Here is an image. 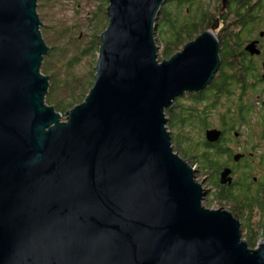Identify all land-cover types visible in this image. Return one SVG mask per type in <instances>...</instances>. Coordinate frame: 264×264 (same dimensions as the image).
<instances>
[{
  "label": "water",
  "instance_id": "obj_1",
  "mask_svg": "<svg viewBox=\"0 0 264 264\" xmlns=\"http://www.w3.org/2000/svg\"><path fill=\"white\" fill-rule=\"evenodd\" d=\"M37 2L0 0V264H264V240L248 248L230 212L203 206L166 128L220 66L219 19L158 61L165 0H108L93 85L63 119L44 103Z\"/></svg>",
  "mask_w": 264,
  "mask_h": 264
},
{
  "label": "flooded vegetation",
  "instance_id": "obj_2",
  "mask_svg": "<svg viewBox=\"0 0 264 264\" xmlns=\"http://www.w3.org/2000/svg\"><path fill=\"white\" fill-rule=\"evenodd\" d=\"M258 5L263 8L262 19L255 26L238 25L236 12L246 10L252 17ZM250 15H245L246 21H250ZM218 19L217 31L222 38L231 30L244 38L235 46L237 52L234 59L228 60L229 64L244 63L250 69L242 76L229 70L225 83V75L219 73L220 60L216 74L202 92L184 93L175 99L173 106L178 110L181 100L204 98L198 109L199 120L203 122L198 129L203 140L195 143L201 149L198 155L202 165L197 172L203 174L199 182L205 192L203 206L219 205L230 212L239 223L242 240L246 235L264 237V31L247 40L264 28V0H228L224 7L220 0ZM251 42H256L259 54L251 55L245 50ZM211 130L216 131L212 141L205 137ZM177 132L175 129L176 135ZM223 173H227L224 178Z\"/></svg>",
  "mask_w": 264,
  "mask_h": 264
},
{
  "label": "rangeland",
  "instance_id": "obj_3",
  "mask_svg": "<svg viewBox=\"0 0 264 264\" xmlns=\"http://www.w3.org/2000/svg\"><path fill=\"white\" fill-rule=\"evenodd\" d=\"M167 0L162 5L165 6ZM205 4V12L208 16L218 17L220 0L218 1H203ZM108 6V0H38L36 11L39 19L41 20V25L39 30L42 38L45 40L48 45V53L45 57L46 70L45 74L49 77L50 84L58 85L59 74H63L64 70L67 72L72 71L73 74L77 75L74 78V84L71 86V91H68L66 94L74 92L77 94H84L92 82L94 81L95 75V66L98 58V48H100V36L107 26V16L106 9ZM162 10V8H161ZM161 10L158 14L154 30V42L157 46V59L158 61L168 60L172 55L178 53L182 50L183 46L193 41L201 32L206 28V22L201 25L198 29V33L194 34L191 38L183 41L181 45L174 49L169 58H165L163 50L166 39L164 34L161 33V41H159L158 21L160 19ZM196 10V9H195ZM194 11L188 6L183 7L180 10V13L184 16L194 14ZM198 18V17H197ZM166 26L162 27V31H165ZM259 31H264V28L257 30L252 36L248 39L257 37ZM215 36L219 40L218 31L214 32ZM77 38V40H75ZM264 47V46H263ZM264 50V49H263ZM159 57V58H158ZM43 63V62H42ZM42 63L40 66V71L42 68ZM260 72L262 70L259 67ZM62 76H60V79ZM48 90L44 97V101L48 96ZM264 98V97H262ZM261 98V99H262ZM47 103V102H44ZM182 106H189L190 102L188 100H181L179 102ZM54 109L55 106H53ZM173 107V106H172ZM202 106L199 105V108ZM69 111V109H67ZM65 117V114L62 115V118ZM167 122H168V117ZM184 134L182 135L183 141L179 136L174 135L172 137L171 131H175L174 128L168 129L171 135V141L180 146L182 151L189 156L192 153L189 144H194L197 147L198 154L201 152V149L198 148V143L203 140V134L198 128L183 129ZM187 137L189 143L187 142ZM172 142L173 152L181 158L186 164H188L191 169L194 171V179L199 183L202 179L203 174L197 172V168L201 170V163L198 159H194V155L189 157H183V152L180 149H176V145ZM197 143V144H195ZM197 154V155H198ZM205 205V204H203ZM207 209L217 210L220 209L219 205H213L206 207ZM222 210V209H220ZM256 245L253 249H256L257 243L260 240H264V237L258 236L255 238Z\"/></svg>",
  "mask_w": 264,
  "mask_h": 264
},
{
  "label": "trees",
  "instance_id": "obj_4",
  "mask_svg": "<svg viewBox=\"0 0 264 264\" xmlns=\"http://www.w3.org/2000/svg\"><path fill=\"white\" fill-rule=\"evenodd\" d=\"M203 1L205 0H167L165 6L162 7L157 31L159 33V41H161V33L164 34V37L166 39L165 43H163V53L165 58H169L172 51L174 49H177L183 41L191 38L194 34L198 33V29L201 27V25H203V23L207 21L205 28L208 29L211 26L213 20L215 18H218L208 16L207 12H205V4ZM206 1L210 2L215 0ZM185 6H188L189 8L194 10L191 11L194 12V14L192 13V15L188 16H184L183 14H181L180 10ZM262 9V6L258 5L257 12L255 14H252V17L250 15V12L246 10H244L243 12H236L238 25L245 27L248 26L249 23H252V25L255 26L258 23V20L260 21L262 19ZM245 15H250V21L245 20ZM239 21H241V24H239ZM163 26H166L165 31H162ZM218 37L221 44V52L219 56L222 62L219 73L221 72L224 76L225 74L229 73V70H231L234 74H238L240 76L245 75L250 67H247L244 63L229 64L228 62V60L234 59V55L237 52L236 47H238L239 43L241 44L242 40L244 39L243 36H240L234 30H231L230 32L227 31L223 38L220 36V34H218ZM75 40H77V38H75ZM46 56L47 55L43 57L41 68V72L44 76H46ZM254 68L255 67H253V69ZM60 76H62L61 79ZM76 76L77 75L73 74L72 71L67 72L64 70L63 74H59L58 85H53L49 82L48 96L46 97V100L44 102H47L45 103L47 106H55L56 112L60 113L61 115L66 114L67 109L74 108L75 106H77V104H81L93 85L92 82L89 89L84 92V94H77L72 92L70 93V95H67L66 93L68 91H71L70 87L73 86L75 81L74 78ZM224 81L226 83L227 77L224 79ZM187 100L188 102H190V105L187 106V108L186 106L180 105L178 107V110H176L177 106L174 105L172 108L165 110V116L168 117V122L166 124L167 130L172 128L177 129V135L174 133L175 131H171L172 137L176 135L179 136L181 140L183 139L182 135L185 133L183 129L198 128V126H201L203 123L201 120H199L200 116L198 114V109L199 104L204 100V98L192 97L188 98ZM173 144L176 145L174 142ZM175 147L177 150L180 149L182 151L180 146L176 145ZM189 147L192 150V153L189 156L194 155V159H198V161L202 165V160L199 159L201 155H197V147L194 144H189ZM184 156L185 158L189 157L183 152V157ZM255 238L256 237H249L248 235L243 237L248 248L253 249L255 247Z\"/></svg>",
  "mask_w": 264,
  "mask_h": 264
}]
</instances>
